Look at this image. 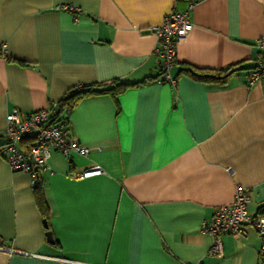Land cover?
<instances>
[{
    "label": "crops",
    "instance_id": "1",
    "mask_svg": "<svg viewBox=\"0 0 264 264\" xmlns=\"http://www.w3.org/2000/svg\"><path fill=\"white\" fill-rule=\"evenodd\" d=\"M176 12L194 27L177 45L176 84H159L151 28ZM263 35L264 0H0L1 132L11 112L58 106L72 89L135 85L67 116L90 154L52 153L39 174L48 219L33 177L0 156V240L15 252L0 264H264L255 229L223 235L222 258L203 232L238 186L264 216V82L249 85ZM240 64L226 85L184 71ZM93 165L105 173L83 178Z\"/></svg>",
    "mask_w": 264,
    "mask_h": 264
},
{
    "label": "built area",
    "instance_id": "2",
    "mask_svg": "<svg viewBox=\"0 0 264 264\" xmlns=\"http://www.w3.org/2000/svg\"><path fill=\"white\" fill-rule=\"evenodd\" d=\"M65 10L79 13L78 8L66 6ZM188 12L171 13L159 26L151 28L158 40L156 54L161 60L159 84H176L171 71L176 63V49L179 42L193 30ZM258 58L256 68L251 72L249 85L264 82V35L257 40ZM7 128L0 131L4 143L0 146V156L5 158L13 172L27 173L33 177V189L41 185L40 172H47L48 160L54 151L70 158L74 155L89 157V148L73 139L69 133L67 121L61 119L57 105L23 116L18 110L7 115ZM105 172L93 165L87 169L83 178L101 176ZM250 195L246 188H236L234 201L230 206L219 208L212 221L205 222L203 232L213 238L210 254L222 258L224 255L222 236L244 237L253 228L262 240L261 256L264 258V216L254 217L249 212ZM0 252L15 253L3 246L0 240Z\"/></svg>",
    "mask_w": 264,
    "mask_h": 264
},
{
    "label": "trees",
    "instance_id": "3",
    "mask_svg": "<svg viewBox=\"0 0 264 264\" xmlns=\"http://www.w3.org/2000/svg\"><path fill=\"white\" fill-rule=\"evenodd\" d=\"M256 65L251 69L253 71ZM247 70L240 65L232 66L225 70H197L194 68H185V72L194 80L206 84L226 85L228 81L237 73ZM133 84H127L120 80H115L105 84H93L83 86L80 88L72 89L65 97L59 102L58 109L61 119L67 121V116L77 106V104L90 97L100 95H110L113 98L119 97L122 93L132 88ZM36 202L45 219H48V206L45 200L44 192L41 185L35 190ZM264 213V205L260 208V214ZM262 216V215H261ZM261 216H257L261 217Z\"/></svg>",
    "mask_w": 264,
    "mask_h": 264
},
{
    "label": "water",
    "instance_id": "4",
    "mask_svg": "<svg viewBox=\"0 0 264 264\" xmlns=\"http://www.w3.org/2000/svg\"><path fill=\"white\" fill-rule=\"evenodd\" d=\"M46 226H47V223L45 222ZM47 237H48V241L50 244H54V237H53V233L52 232H48L47 234Z\"/></svg>",
    "mask_w": 264,
    "mask_h": 264
}]
</instances>
